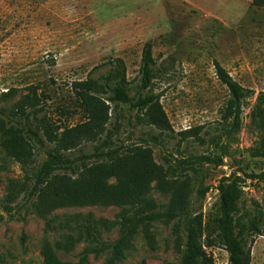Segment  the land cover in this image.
Instances as JSON below:
<instances>
[{"label":"rangeland","instance_id":"rangeland-1","mask_svg":"<svg viewBox=\"0 0 264 264\" xmlns=\"http://www.w3.org/2000/svg\"><path fill=\"white\" fill-rule=\"evenodd\" d=\"M147 42L152 44L156 62L149 92L160 96L174 133L160 135L138 122L135 111L127 105L113 112L119 116V126L112 117L107 127L115 146L148 147L157 165L177 168L179 161H188L175 172L179 180L190 181L192 209L203 217L204 235L199 242L204 244L205 234L215 232L216 188L221 178L231 174L242 178L236 219L246 223L253 216L254 202L264 210V158L251 155L262 134L252 111L258 94L264 92V8L253 6L252 0H0V89H17L16 95L0 107L10 108L27 93L28 86L34 85L49 95L46 112L54 119H63L61 108L73 106L72 82L86 79L96 67L94 77L104 73L115 58L125 64L133 97ZM215 61L253 91L242 102L239 130L229 138L219 125V110L228 91L216 77ZM80 120L76 113L68 123L73 126ZM188 129H199L203 141L193 137L182 140L178 133ZM152 135L159 136V144L142 143ZM96 145L98 142L85 143L74 156L91 153ZM193 156H222L223 165H189ZM44 159L45 154L37 152L36 165ZM22 178L21 168L14 162L0 173V264H42L45 239L62 262L75 264L86 243L77 244L71 251L55 245L69 232L64 227L67 220L90 216L100 239L112 243L121 235V216L134 213L132 208L121 206L60 208L48 216L57 229L47 230L46 220L34 213L22 195L8 206L9 210L5 208L10 180ZM203 189L205 196L200 197ZM143 198L166 205L170 197L152 182ZM151 232L153 247L138 231L115 264H181L183 245L177 240L173 222L154 223ZM204 250L214 264H228L222 247ZM109 258L108 253L91 254L88 264H107ZM250 264H264V229L251 248Z\"/></svg>","mask_w":264,"mask_h":264},{"label":"trees","instance_id":"trees-1","mask_svg":"<svg viewBox=\"0 0 264 264\" xmlns=\"http://www.w3.org/2000/svg\"><path fill=\"white\" fill-rule=\"evenodd\" d=\"M252 5L264 8V0H252ZM218 81L226 87L228 98L219 110V125L229 138L241 125L242 102L253 95L234 80L218 63L214 62ZM96 67L86 79L72 82L70 90L73 106L59 111L63 119H54L47 111L49 95L39 86L30 85L27 93L20 96L10 108L0 107V173L8 170V164H19L23 173L20 180H10L4 197L5 208L15 203L22 195L34 213L46 220V229L51 226L48 216L56 209L99 205L121 206L134 210L132 215L120 218V237L112 243L103 242L90 217L75 216L65 222L69 232L55 241L71 251L77 244L86 243L75 264H88L89 255L108 253L107 264H115L127 250L135 234L141 231L146 243L155 244L151 227L154 223L173 222L177 240L183 245L181 264H214L204 247H222L228 254V264H250L251 248L256 238L263 235L264 210L254 202V213L246 223L234 214L242 196V178L235 174L223 177L217 186L218 219L214 234H205V243L199 242L204 235L201 212L192 209L191 188L188 178L179 180L177 169L188 163L178 162L177 168L160 166L152 160V151L142 146H115L108 124L113 117L119 126V116L114 114L120 105L134 110L136 120L144 125L164 132L174 133L160 103V96L151 94L155 79L156 62L152 55V44L147 42L141 53L138 70L139 85L130 96L126 67L122 59L108 62L104 73L93 76ZM17 93L12 88L0 89V105L7 103ZM80 114L76 125L68 123L69 117ZM261 129L258 145L252 150L253 157L264 158V92H260L252 111ZM200 130H184L178 133L182 140L193 137L203 141ZM218 139V137H217ZM88 154L74 156L85 143H97ZM142 143L159 144V136H149ZM45 159L36 165L37 152ZM223 165L222 156H193L189 165ZM70 172V173H69ZM172 172V173H170ZM171 174V178L169 175ZM113 179V182L110 180ZM152 182H157L160 192L169 196L166 205H159L143 198ZM206 189L199 192L204 197ZM62 226V225H59ZM59 229V228H58ZM42 264H70L62 262L53 245L45 239L41 250Z\"/></svg>","mask_w":264,"mask_h":264}]
</instances>
